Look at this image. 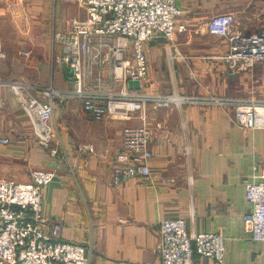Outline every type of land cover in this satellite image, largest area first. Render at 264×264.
I'll list each match as a JSON object with an SVG mask.
<instances>
[{
    "label": "crops",
    "instance_id": "0c3cea01",
    "mask_svg": "<svg viewBox=\"0 0 264 264\" xmlns=\"http://www.w3.org/2000/svg\"><path fill=\"white\" fill-rule=\"evenodd\" d=\"M65 1L0 0V55L5 53L0 79L26 75L34 86L71 87L64 65L52 71L48 54L53 34L66 30L70 8ZM175 1L181 10L177 25L185 30H176L172 42H146L142 91L264 99V59L249 66L226 60L229 54L251 51L238 50L233 41L253 48L264 34V0ZM75 13L85 14L76 6ZM219 13L233 16L234 38L208 33L209 19ZM0 94L10 109L15 102L10 89L0 86ZM61 104L65 159L37 143L23 113L0 108V134L11 139V145L0 146V180L27 182L33 170L55 171L56 178L43 188L44 213L63 224L62 239L91 242L89 264H161L159 222L166 217H184L190 234L220 232L226 246L223 264H264V242L253 241L244 222L251 208L245 181L255 176L254 164H264V129L233 124L215 104L146 103L127 120H94L78 101ZM55 111L54 106V116ZM139 124L152 132L151 175L112 186L121 130ZM85 144L90 149H83ZM195 260L218 264L199 256Z\"/></svg>",
    "mask_w": 264,
    "mask_h": 264
},
{
    "label": "built area",
    "instance_id": "2783aa9c",
    "mask_svg": "<svg viewBox=\"0 0 264 264\" xmlns=\"http://www.w3.org/2000/svg\"><path fill=\"white\" fill-rule=\"evenodd\" d=\"M85 13L67 22L57 32L60 52L54 64L64 65L73 87L41 91L40 99L31 92L37 86L15 78L0 79L10 89L22 112L29 118L37 143L53 154L57 136L54 98L63 102L75 99L94 120L107 116L117 120L136 117L144 104L180 107L184 104H215L223 108L231 122L244 129L264 128V99L217 95L148 94L142 91L147 76L145 44L154 38L172 42L181 10L175 0H76ZM210 34L234 38V18L230 13L212 16L207 23ZM253 48L241 55L229 54L226 60L242 61L249 66L264 59V34ZM242 39V38H241ZM250 38H246L249 40ZM234 49V48H233ZM28 55L29 52H23ZM53 61V60H52ZM128 80H138L140 89H130ZM6 101L0 94V108ZM151 130L146 124L125 125L120 133V149L114 155L110 184L118 186L132 176L151 175L149 146ZM10 142L0 134V146ZM83 149H90L85 144ZM255 176L245 181V200L250 211L245 228L255 242H264V164H254ZM56 178L53 170H33L30 180H0V264H89L91 242L86 245L61 238L63 224L45 215L43 188ZM172 181L164 178L163 182ZM158 254L161 264H203L195 256L223 264L226 254L220 232L190 234L184 217H166L159 222ZM147 264V263H142Z\"/></svg>",
    "mask_w": 264,
    "mask_h": 264
},
{
    "label": "rangeland",
    "instance_id": "374dc122",
    "mask_svg": "<svg viewBox=\"0 0 264 264\" xmlns=\"http://www.w3.org/2000/svg\"><path fill=\"white\" fill-rule=\"evenodd\" d=\"M67 1V3H68V5H69V8H70V10H69V16H68V19H67V21H66V23L68 22V21H70L71 19H73V18H75V17H83V16H76V13H77V10H76V13H75V6L77 7V8H79V9H81V10H83L81 7H79V5L77 4V2H76V0H66ZM65 1V2H66ZM85 15V14H84ZM66 29H67V24H66ZM57 32H55L54 34H53V40H52V43L50 44V51H49V64H50V68H51V70L52 71H54L55 69H56V65L54 64V59H53V57L54 56H56V48H57V44H60L59 42H58V40L55 38V34H56ZM24 52V51H23ZM23 52H20V54L21 55H23V56H25L24 54H23ZM26 52V51H25ZM60 52V51H59ZM1 57H4L5 56V53L4 52H2L1 53V55H0ZM26 56H30V53L28 54V55H26ZM44 58H45V53H44ZM29 59V58H28ZM53 60V61H52ZM25 76L26 75H17V76H4V77H7V78H15V79H19V80H23V81H27V82H29L30 83V81L28 80V79H26L25 78ZM29 77V76H28ZM32 84V83H31ZM51 84V83H50ZM70 84H71V87H68V88H60L61 90H66V89H70V88H72L73 87V83H71L70 82ZM33 85V84H32ZM37 86V85H36ZM48 86L47 85H45V86H37V89H35V90H32L31 92L33 93V95L34 96H38L40 99H44V98H46V97H44L43 95H42V93H41V91L43 90V89H45V88H47ZM55 89H59V88H56L55 86H53ZM12 93V92H11ZM13 94V93H12ZM14 96V95H13ZM14 98H15V96H14ZM55 100V102L56 103H58L59 105V107H58V112L59 113H56V111H55V122H56V127H57V136H58V138L56 139V141H55V144H53V147H56L57 148V153H60L61 154V156L65 159V152H64V146H63V142H62V136H61V123H60V119H62L63 117H62V115H63V113H64V110H65V108L63 107V105L61 104L62 102H60V101H58V99H56V98H54ZM15 102H14V104L11 102V107H10V109H8V106H6L7 105V103H6V105L4 106V110L6 111V113H8V114H21V113H23L22 112V110L20 109V106H19V103H18V101L16 100V98H15V100H14ZM66 101H70V102H72V101H74V102H77V100H75V99H71V100H66ZM15 108H16V111H15ZM9 110H11V111H9ZM20 110V111H19ZM24 114V113H23ZM25 115V114H24ZM26 116V115H25ZM27 117V116H26ZM28 118V117H27ZM29 119V118H28ZM262 129H264V128H262ZM33 132V131H32ZM2 135V134H1ZM5 136V135H4ZM8 138H9V140H10V142L7 144V145H5V146H9V145H11V139H10V137L8 136ZM37 141V140H36ZM4 147V146H3ZM47 150V149H46ZM49 150V149H48ZM11 180H13V179H11ZM20 182V181H19ZM90 241H88V243H89ZM88 243H86V244H88ZM79 244V243H78ZM86 244H83V245H86ZM200 257V256H199ZM90 262V261H89ZM216 262V261H215Z\"/></svg>",
    "mask_w": 264,
    "mask_h": 264
},
{
    "label": "water",
    "instance_id": "95a60500",
    "mask_svg": "<svg viewBox=\"0 0 264 264\" xmlns=\"http://www.w3.org/2000/svg\"><path fill=\"white\" fill-rule=\"evenodd\" d=\"M128 87L130 89H140L141 84L138 80H128Z\"/></svg>",
    "mask_w": 264,
    "mask_h": 264
},
{
    "label": "trees",
    "instance_id": "16d2710c",
    "mask_svg": "<svg viewBox=\"0 0 264 264\" xmlns=\"http://www.w3.org/2000/svg\"><path fill=\"white\" fill-rule=\"evenodd\" d=\"M56 102H57V101H56ZM56 102L54 101V106H55V110L58 112V107H59L58 105H59V104L56 103ZM58 113H59V112H58Z\"/></svg>",
    "mask_w": 264,
    "mask_h": 264
}]
</instances>
